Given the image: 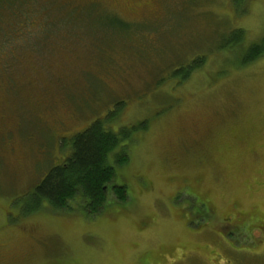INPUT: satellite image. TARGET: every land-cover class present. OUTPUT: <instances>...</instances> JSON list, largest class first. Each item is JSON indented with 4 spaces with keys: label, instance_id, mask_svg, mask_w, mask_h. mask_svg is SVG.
I'll list each match as a JSON object with an SVG mask.
<instances>
[{
    "label": "rangeland",
    "instance_id": "1",
    "mask_svg": "<svg viewBox=\"0 0 264 264\" xmlns=\"http://www.w3.org/2000/svg\"><path fill=\"white\" fill-rule=\"evenodd\" d=\"M262 41L264 0L1 4L0 264H264V53L241 63ZM108 114L130 136L126 201L95 216L37 203Z\"/></svg>",
    "mask_w": 264,
    "mask_h": 264
},
{
    "label": "trees",
    "instance_id": "2",
    "mask_svg": "<svg viewBox=\"0 0 264 264\" xmlns=\"http://www.w3.org/2000/svg\"><path fill=\"white\" fill-rule=\"evenodd\" d=\"M4 3H9V0H0V5ZM241 32L240 28L234 29L237 38L221 47L238 45ZM35 46L41 49L37 43ZM263 53L264 41L250 44L241 63H248ZM202 61L200 55L195 56L188 64H179L172 75L179 81H185ZM111 120L110 114L105 119L95 118L73 136L70 154L61 163L52 166L35 185L32 195L37 203L45 200L53 211H68L78 207L86 215L95 216L110 205L126 201V188L117 184L114 177L115 168L124 165L128 159L125 146L119 147V144L130 136L123 130L124 127L118 132L112 130ZM117 147L120 149L117 150Z\"/></svg>",
    "mask_w": 264,
    "mask_h": 264
}]
</instances>
